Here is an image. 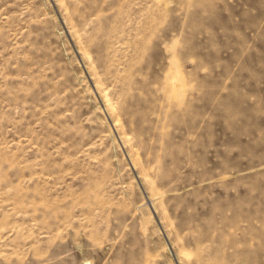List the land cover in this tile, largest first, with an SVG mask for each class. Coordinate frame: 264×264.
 I'll list each match as a JSON object with an SVG mask.
<instances>
[{"label": "rangeland", "instance_id": "1", "mask_svg": "<svg viewBox=\"0 0 264 264\" xmlns=\"http://www.w3.org/2000/svg\"><path fill=\"white\" fill-rule=\"evenodd\" d=\"M0 264H264V0H0Z\"/></svg>", "mask_w": 264, "mask_h": 264}]
</instances>
